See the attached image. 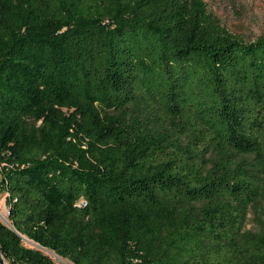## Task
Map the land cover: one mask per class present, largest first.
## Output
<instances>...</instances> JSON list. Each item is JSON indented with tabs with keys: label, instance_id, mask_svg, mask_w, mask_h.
<instances>
[{
	"label": "trees",
	"instance_id": "obj_1",
	"mask_svg": "<svg viewBox=\"0 0 264 264\" xmlns=\"http://www.w3.org/2000/svg\"><path fill=\"white\" fill-rule=\"evenodd\" d=\"M0 259L264 264V35L204 0H0ZM0 264L1 261H0Z\"/></svg>",
	"mask_w": 264,
	"mask_h": 264
},
{
	"label": "rangeland",
	"instance_id": "obj_2",
	"mask_svg": "<svg viewBox=\"0 0 264 264\" xmlns=\"http://www.w3.org/2000/svg\"><path fill=\"white\" fill-rule=\"evenodd\" d=\"M207 8L213 12L221 24L231 33L245 41L254 40L264 35V0H204ZM6 194L0 192V220L8 216V208L5 201ZM4 216V218L2 217ZM264 221V212H255L249 209L245 228L258 231L260 221ZM26 246L38 248L50 255L57 264H73L68 259H63L52 251L41 248L38 244L24 237Z\"/></svg>",
	"mask_w": 264,
	"mask_h": 264
},
{
	"label": "water",
	"instance_id": "obj_3",
	"mask_svg": "<svg viewBox=\"0 0 264 264\" xmlns=\"http://www.w3.org/2000/svg\"><path fill=\"white\" fill-rule=\"evenodd\" d=\"M8 213H9V210H8ZM3 222L10 226L8 219H7L6 221H5V219H3ZM23 238H24V237H23ZM38 246H39V245H38ZM41 248H43V247H41ZM0 261H1L2 264H7V263H5V262L2 260V258L0 259Z\"/></svg>",
	"mask_w": 264,
	"mask_h": 264
},
{
	"label": "bare ground",
	"instance_id": "obj_4",
	"mask_svg": "<svg viewBox=\"0 0 264 264\" xmlns=\"http://www.w3.org/2000/svg\"><path fill=\"white\" fill-rule=\"evenodd\" d=\"M1 215V214H0ZM3 218H4V216H2ZM5 219V221L7 220V218H4Z\"/></svg>",
	"mask_w": 264,
	"mask_h": 264
}]
</instances>
